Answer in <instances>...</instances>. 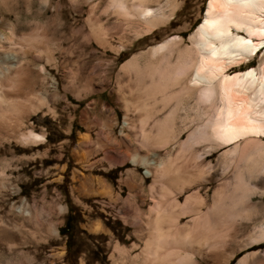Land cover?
Returning a JSON list of instances; mask_svg holds the SVG:
<instances>
[{
  "label": "rangeland",
  "instance_id": "rangeland-1",
  "mask_svg": "<svg viewBox=\"0 0 264 264\" xmlns=\"http://www.w3.org/2000/svg\"><path fill=\"white\" fill-rule=\"evenodd\" d=\"M206 5L0 0V264H264V139L215 143L189 85Z\"/></svg>",
  "mask_w": 264,
  "mask_h": 264
},
{
  "label": "bare ground",
  "instance_id": "bare-ground-1",
  "mask_svg": "<svg viewBox=\"0 0 264 264\" xmlns=\"http://www.w3.org/2000/svg\"><path fill=\"white\" fill-rule=\"evenodd\" d=\"M153 14L151 9L141 8L137 15L147 23L153 21ZM165 44L157 45L152 51L159 52ZM193 46L196 58L189 85L199 89L202 104H217L208 126L214 142L221 146L240 141L261 142L264 139V50L255 69L233 75L226 73L264 48V0H207ZM4 89L0 84V103L6 99ZM148 245L147 241L144 258L152 255Z\"/></svg>",
  "mask_w": 264,
  "mask_h": 264
},
{
  "label": "crops",
  "instance_id": "crops-1",
  "mask_svg": "<svg viewBox=\"0 0 264 264\" xmlns=\"http://www.w3.org/2000/svg\"><path fill=\"white\" fill-rule=\"evenodd\" d=\"M103 159H104L103 162L105 163L106 167H108L105 169L113 168V163H111V159H109L108 156H104ZM123 162L127 163L129 166H134L136 164L135 160H133V162H131L130 156H128L126 158V162H125V160ZM161 175H163V174H161ZM123 176H124L123 179H121V185H123V187L125 189H127L129 193L133 194V196L136 198L143 197L144 199L145 198L147 199V197H149L148 192H150L151 196H150V200L148 199L149 200L148 207L161 208L160 205L154 204L155 201L151 200V198H154L156 196V195L153 196L152 194L154 192H156L155 189L159 185L160 181H152L151 185L150 184H143V180L141 178H139V176L137 174H135L133 172V170H130V169L124 170ZM171 177H178V175L177 174H175V175L171 174ZM133 205H137L136 202H134Z\"/></svg>",
  "mask_w": 264,
  "mask_h": 264
},
{
  "label": "built area",
  "instance_id": "built-area-1",
  "mask_svg": "<svg viewBox=\"0 0 264 264\" xmlns=\"http://www.w3.org/2000/svg\"><path fill=\"white\" fill-rule=\"evenodd\" d=\"M148 165H149V166H153V162H149ZM141 174H142L143 177L146 178V177H148V175H149L150 173H149L148 170H146V171H142Z\"/></svg>",
  "mask_w": 264,
  "mask_h": 264
}]
</instances>
